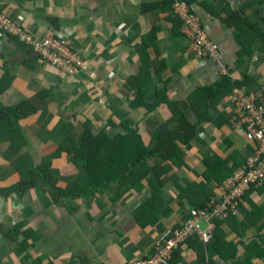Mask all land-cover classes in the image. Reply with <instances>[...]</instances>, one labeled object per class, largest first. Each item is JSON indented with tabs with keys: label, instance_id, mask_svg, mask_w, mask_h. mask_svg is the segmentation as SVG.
I'll return each mask as SVG.
<instances>
[{
	"label": "crops",
	"instance_id": "0c3cea01",
	"mask_svg": "<svg viewBox=\"0 0 264 264\" xmlns=\"http://www.w3.org/2000/svg\"><path fill=\"white\" fill-rule=\"evenodd\" d=\"M161 2L0 0V12L37 38L72 30V47L89 61L75 80L0 31V107L29 101L37 111L20 122L27 138L20 149L12 142L0 144V190L17 185L19 169L37 167L59 148L62 152L51 162L56 189L79 182L88 193L99 188L94 182L113 180H104L92 195L75 198L52 195L50 186L41 185L22 196L16 191L0 195V264L142 262L191 210L192 203L179 198L174 175L182 186L202 182L203 159L227 154V137L243 157L251 155V141L233 124L234 95L240 90L264 100V0H190L208 37L219 46L221 56L214 61L192 51L188 30L172 6L155 7ZM224 77L251 81L227 92L218 85ZM217 89L222 95L209 92ZM198 90L202 93L197 95ZM203 96L211 98L204 103ZM199 120V138L181 146L185 166L180 169L153 156L136 166L144 151L133 135L98 140L99 156L90 162L92 180H87L86 158L77 159L85 122L94 135L136 132L148 147L170 132L183 137ZM12 150L18 153L11 156ZM255 207L262 215L256 211L252 218L258 215V220L247 230L236 217L223 224L228 243L239 245L236 259L223 260L199 241L182 247V264H264V187L246 195L240 212L250 216Z\"/></svg>",
	"mask_w": 264,
	"mask_h": 264
},
{
	"label": "trees",
	"instance_id": "16d2710c",
	"mask_svg": "<svg viewBox=\"0 0 264 264\" xmlns=\"http://www.w3.org/2000/svg\"><path fill=\"white\" fill-rule=\"evenodd\" d=\"M163 1L164 2H161L162 4L160 3L155 7H160V6L162 7L164 5H167V7L170 8L173 4V2L170 0H163ZM185 1H187V3L189 4L192 3L190 2V0H185ZM235 25L236 28H238L239 30L243 28V26L239 24H235ZM154 33H155V29L149 35H152ZM250 81L251 79L249 77L244 81H233L230 77H224L218 85L221 86L223 89H227V92H232L235 89L244 88L246 85L250 83ZM130 86L132 87V84ZM209 92L222 95L219 89L210 90ZM200 93H202V91L198 90L196 94L198 95ZM208 98L210 99L211 97L208 96L206 98V96H203L202 100H205L204 103L208 101ZM34 113H37V111L33 106V104H31L29 101L21 102L13 106H7V107L1 106L0 107V144H3L4 141L12 142L14 148L20 149L21 143L27 140V138L26 139L24 138V133L20 126V122L23 119L30 117ZM198 122H202V120H199L197 121V123L187 127V129L184 131L183 137H179L177 133L170 132L167 136H160L152 146H148V147L143 144L141 138L137 135L136 132H135L136 134L135 133L126 134L124 136L116 135L113 137H107L105 134L102 133H99V135H94L92 134L89 123L85 122L86 134L84 137L83 144L77 151V159H81V156L86 158V168L88 170L87 180H92L95 176L92 168H90V162L91 159H96V157L99 156V154L97 155V152H99V148L98 145H96L98 140L100 138L108 139L111 141L124 140L131 138V135H133V137L136 136L135 139L138 142V146L142 148L144 151V153L140 154L138 158L135 160L136 166L144 165L148 161V159L153 156L159 160H162L164 163L171 162L174 166L180 169L181 167L185 166V153L182 151L181 146L187 145L191 143L193 140H197L199 138ZM229 138L230 137H227V140L231 146V149L227 154H224L223 156H220L219 158H215V159L211 157H205L203 159V162L206 167L201 176L202 182L200 183L193 182L189 186H182L180 184V181L178 180V177L176 175L173 176V181L176 185V188L179 191L180 200L187 198V200L192 203L191 209H204L207 206L209 200L216 195L219 186L224 181L230 179V177H232V175L236 172V170L242 167L246 163L248 157L247 158L246 156L243 157L242 154L240 153V149L236 148L232 139ZM94 145L96 146L93 147ZM249 150L252 151V153H254L256 151V144L250 142ZM61 152L62 150L61 148H59L57 153L51 155V157L43 158L42 162L37 167L30 166L29 168H26L25 172L24 169H19L21 180L17 183V185L10 187V189L0 190V195L7 196L11 192L16 191L19 193V196H22L23 194L28 192L31 188L41 185L43 187H46L45 189H47L48 186H50L52 195L60 194L65 198H75L78 196L82 197L83 194H90V195L94 194L95 191L100 190V188L104 187V185L102 184L104 180H109V182L113 181L110 178H102L100 179V183L96 181L93 184V186L96 187L99 186V188H97L94 192L90 190L88 193L87 192L85 193V191L79 189L78 186L79 182L78 183L75 182V184L70 185L69 188L65 190L56 189L55 187L56 181H54L52 178L53 171L51 170L52 168L51 162H52V158L57 157ZM16 153L18 152L12 150L11 156H13ZM2 156L4 157V152L2 153ZM167 167L170 169L169 166ZM22 170L24 173L22 172ZM148 171L150 170L148 169ZM180 203L183 204L182 202ZM243 204L244 203L242 202L241 204L242 207ZM240 211L236 214L231 215L226 219L210 218L209 221L201 220L199 224L201 229L203 230H205L209 224H212L214 226L212 239L208 242L198 240V238L196 237L189 239L177 251H175L172 260L170 261L169 264H182L183 262L182 247L184 245L187 246L189 245V247H191L192 245L196 244L199 241L206 243L209 251H212V249L217 251L219 256L223 260H231L234 258L236 259L238 257L237 255H238L239 245L228 243L226 239L227 233H224L223 231V224L229 222V219L236 217L241 220V226L243 227V229L247 230L251 224H254L258 220L257 219L258 215L252 218L253 214L255 215L256 211H260V214L262 215L260 207H255V209L253 210L250 216H244ZM189 216L190 213H188V215L183 219V222L176 230H178L182 226V224L187 221ZM176 230H174L173 232H175ZM261 239L263 240V238ZM253 240L255 241V239ZM240 243L242 245H245V240L241 241ZM225 247L226 248L230 247L233 251L232 254L227 250L223 251L222 248ZM208 264H216V263L211 260L209 261ZM242 264H253V262L243 261Z\"/></svg>",
	"mask_w": 264,
	"mask_h": 264
},
{
	"label": "built area",
	"instance_id": "2783aa9c",
	"mask_svg": "<svg viewBox=\"0 0 264 264\" xmlns=\"http://www.w3.org/2000/svg\"><path fill=\"white\" fill-rule=\"evenodd\" d=\"M170 1L173 2L172 11L175 18L188 30L187 37L192 51L200 58L219 60V46L208 37L200 17L193 12L192 7L185 0ZM0 31L16 38L42 61L59 69L68 77H78L89 65V61L81 52L72 47L70 39L73 31L70 29L51 31L37 38L0 12ZM234 100L237 104V116L233 124L238 133L256 144V151L228 181L219 186L216 195L204 209H191L187 221L178 230L159 241L151 257L136 264H169L175 251L189 239L196 237L204 242L210 241L214 226L209 224L203 230L200 221H209L210 218L226 219L238 213L246 195L252 189L264 187V100L253 93L247 94L240 90L234 95Z\"/></svg>",
	"mask_w": 264,
	"mask_h": 264
},
{
	"label": "rangeland",
	"instance_id": "374dc122",
	"mask_svg": "<svg viewBox=\"0 0 264 264\" xmlns=\"http://www.w3.org/2000/svg\"><path fill=\"white\" fill-rule=\"evenodd\" d=\"M88 66H89V65H88ZM64 75H65V74H64ZM65 76H66V75H65ZM73 79L77 80V79H76V76H74V78H73ZM31 156H32V155H31Z\"/></svg>",
	"mask_w": 264,
	"mask_h": 264
}]
</instances>
